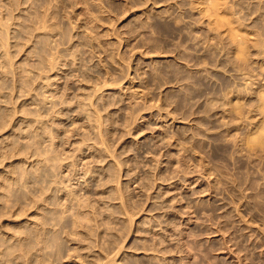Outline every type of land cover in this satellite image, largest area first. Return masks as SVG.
I'll list each match as a JSON object with an SVG mask.
<instances>
[{
    "label": "rangeland",
    "instance_id": "obj_1",
    "mask_svg": "<svg viewBox=\"0 0 264 264\" xmlns=\"http://www.w3.org/2000/svg\"><path fill=\"white\" fill-rule=\"evenodd\" d=\"M42 261L264 264V0H0V264Z\"/></svg>",
    "mask_w": 264,
    "mask_h": 264
},
{
    "label": "bare ground",
    "instance_id": "obj_2",
    "mask_svg": "<svg viewBox=\"0 0 264 264\" xmlns=\"http://www.w3.org/2000/svg\"><path fill=\"white\" fill-rule=\"evenodd\" d=\"M45 15H46V14H45ZM45 17H46V16H45ZM43 19H44V18H43ZM46 19H47V18H46ZM46 19H45V21H44L43 24H45V26H49V27L52 26V24L49 23L50 21L48 22V21H46ZM48 20H49V19H48ZM42 22H43V21H42ZM45 26H44V27H45ZM42 260H43V259H42ZM42 262H43V261H42ZM43 263L45 264L46 262L44 261ZM40 264H41V263H40Z\"/></svg>",
    "mask_w": 264,
    "mask_h": 264
}]
</instances>
